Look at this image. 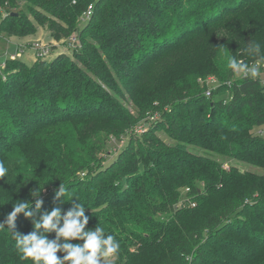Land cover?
<instances>
[{"label":"trees","instance_id":"trees-1","mask_svg":"<svg viewBox=\"0 0 264 264\" xmlns=\"http://www.w3.org/2000/svg\"><path fill=\"white\" fill-rule=\"evenodd\" d=\"M91 3L93 17L81 25ZM2 6L0 30L8 36L46 26L58 39L79 32L82 45L76 60L63 53L31 67L18 58L0 67V160L11 169L0 179V222L17 200L34 208L43 199L37 218L82 202L85 230L99 225L120 243L106 264H264V173L223 162L264 171V84L260 76L234 75L223 58L264 70V56L247 51L252 42L264 47V0H0ZM227 34L237 46L225 54L217 44ZM185 59L190 66L169 78L167 69ZM151 72L161 80L138 101ZM202 73L219 78L210 95L197 85ZM122 81L131 82L135 113L120 95ZM157 111L150 127L133 132ZM77 122L88 138L66 140ZM56 131L64 142L52 135L45 149L41 139ZM110 135L128 140L103 166L99 153ZM62 184L66 199L75 197L60 204ZM8 227L0 228V264H32L20 259ZM33 230L18 214L14 231Z\"/></svg>","mask_w":264,"mask_h":264},{"label":"clouds","instance_id":"clouds-1","mask_svg":"<svg viewBox=\"0 0 264 264\" xmlns=\"http://www.w3.org/2000/svg\"><path fill=\"white\" fill-rule=\"evenodd\" d=\"M249 54L264 56V47L260 43L248 44ZM223 57V53H221ZM227 68L234 75L243 74L245 78L256 79L260 75V67L250 66L248 63L239 61L235 56L223 57ZM11 169L0 160V179L8 178ZM41 183V182H40ZM42 187L32 191L33 197H40ZM69 189L62 184L56 192V199L60 204L72 200L66 199ZM43 199L32 201L17 200L13 210L7 214L6 220L0 222V228L9 227L15 237V247L21 260L31 259L32 264H106L108 258L118 254L120 243L113 234H106L104 229L97 225L95 229H86L89 217L85 215L86 205L75 204L72 210L63 214L61 207H55L50 211L41 212ZM32 220L34 230L28 234L14 231L18 214ZM55 233V238L50 239L49 233ZM61 239L63 243H61ZM73 240H83V244L73 243ZM58 252L65 255L59 257Z\"/></svg>","mask_w":264,"mask_h":264},{"label":"rangeland","instance_id":"rangeland-1","mask_svg":"<svg viewBox=\"0 0 264 264\" xmlns=\"http://www.w3.org/2000/svg\"><path fill=\"white\" fill-rule=\"evenodd\" d=\"M92 9L93 11V3L89 4L88 8L85 10V12L83 14H81L79 16V20L81 21V25H84L85 22L90 21L93 17L92 13L90 16L88 15V10ZM6 12V7L2 6L0 8V15L4 16ZM240 16L235 17L234 20H239ZM230 20H228L227 22H229ZM242 30V29H241ZM230 32V31H229ZM243 33V31H242ZM42 42L45 45V48L48 50L47 54H45L44 56L39 55L40 53L38 51H35L31 45L35 42ZM222 42V43H221ZM221 43V44H220ZM220 43L217 44V46H224L225 49H227L225 51V54H228V50L231 51L232 48L236 47L237 44L235 43V39L233 38L232 35H228L225 36L222 40H220ZM82 45V41L80 38V33L79 32H72L68 38L65 39H58V38H54L53 36H51L50 32L48 31L46 26H40L38 28V30L33 33V34H29V35H25V36H8L5 33H3L0 30V67H3V65H5L6 61L10 58H12V56H14L15 58L20 59L21 61H23L26 65L28 66H33L34 63L38 60H44L46 61H50L54 58H56L57 56H59L60 54H67L70 58H72L73 60L78 59L77 56H74V50L80 48ZM258 64H255L254 66H257ZM188 66H190V63L188 62V59H185L183 61H181V63H179V65L177 67H170L167 70V76L169 78H174L176 77V73L180 70H184L186 69ZM264 75V74H263ZM158 80L160 81V77H156L154 72H151L149 75V79L146 83H144V85H141L142 88V92L141 94H139L137 100L138 101H147L148 97L150 96V93L153 92L154 87L156 84V82H158ZM130 81L127 82H120L119 86L122 90L121 92V96L124 98L123 100H125L126 102V106H128L131 111L133 113L136 112V107L137 104H135V102L131 99V94H130V90H131V85H130ZM198 83L197 85H201L204 88H206V92L210 91L211 89L217 87L219 85V78L214 74V73H207V74H200L199 78H198ZM153 89V90H152ZM185 92H187L185 90ZM150 114H152L150 112ZM156 116V117H153ZM150 116L149 119H146V122H140L138 124V126L136 127V130H134L133 132L136 133H142L143 127L145 125V128H148L151 126L152 123L149 122H154L157 118H158V111L155 113V115ZM83 125L80 122H77L75 127L72 129H69L68 132L64 133V135L66 136V140H68L69 137H76L77 139H79L81 142L84 141L85 138H88L89 133L85 134L83 133ZM132 132V131H131ZM264 132V131H262ZM102 133V132H101ZM160 136L162 138H164V140L166 142H170L167 135L164 132H159ZM55 135L56 137H59L60 143H63V137L60 136V133H58V131L56 132H52V133H46L45 137L43 139H41V145H45V149H49L51 144H48V137ZM113 140L110 142L109 144V148L107 150H100V158H101V162L103 163V166H107L110 163H112L118 156V153L120 151V149L123 148V146L125 145V143L127 142L128 138L127 137H123V139L121 140H117L115 136L110 135ZM109 150V152H107ZM38 159H40V161H43V153H37L36 154ZM224 162V166L226 168H230L231 165H238L239 167H241V169L243 171H255L258 173H264V171L261 168H257L254 166H251L247 163L244 162H239L236 160H225ZM32 166V165H29ZM86 174V173H85ZM83 173V175H85ZM1 181V180H0ZM188 189L187 187H182L181 188V202H187V200H189V196L188 194ZM112 258V257H110ZM108 258V260L110 259ZM102 262V261H101Z\"/></svg>","mask_w":264,"mask_h":264},{"label":"built area","instance_id":"built-area-1","mask_svg":"<svg viewBox=\"0 0 264 264\" xmlns=\"http://www.w3.org/2000/svg\"><path fill=\"white\" fill-rule=\"evenodd\" d=\"M92 14V9L90 8L89 10H88V15L90 16ZM1 19H2V16L0 15V23H1ZM31 47L35 50V51H38L40 54L39 55H41V56H44L45 54H47V52H48V50L45 48V45L42 43V42H40V41H38V42H35V43H33L32 45H31ZM12 58H15L14 56H12ZM241 62H242V60H240ZM255 64L254 63H251L250 64V66H254ZM4 66V65H3ZM258 66L260 67V65L258 64ZM264 70L263 71H261L260 70V77H261V79H262V82H263V84H264ZM240 76H243L244 77V75L243 74H241ZM210 91H208L207 92V95H210ZM153 117H156V116H153Z\"/></svg>","mask_w":264,"mask_h":264}]
</instances>
